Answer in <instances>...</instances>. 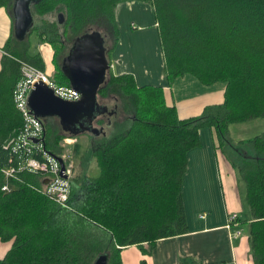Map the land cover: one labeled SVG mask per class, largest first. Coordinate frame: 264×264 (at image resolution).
<instances>
[{"label": "trees", "instance_id": "1", "mask_svg": "<svg viewBox=\"0 0 264 264\" xmlns=\"http://www.w3.org/2000/svg\"><path fill=\"white\" fill-rule=\"evenodd\" d=\"M13 1L0 0L12 20ZM123 1L36 2L32 11L43 30L40 40L53 49L50 58L61 61L60 37L74 41L93 30L104 36L108 56L117 41L116 10ZM141 1L154 6L168 79L191 73L207 84L223 81V101L207 105L200 114L180 117L177 107L167 102L162 84H139L132 73L114 74L110 69L98 96L114 119L107 127L102 112L95 121L110 131L94 136L95 166L90 173L80 134L64 129L57 116L41 117L43 144L52 154L61 156L65 137H77L73 152L82 157V170L71 179L66 207L44 192L40 174L24 169L7 178L3 171L25 163L28 156L44 158L37 145L30 148L17 141L24 121L13 90L21 60L43 69L48 63L41 50H30L28 38L36 21L23 40L12 26L0 70V238L13 243L0 264H95L105 251L108 264H123V247L136 244L146 252L150 249L145 244L151 248L160 238L187 232L182 184L188 152L201 143L203 127L215 131L217 147L242 174L250 217L240 215L238 221L247 226L254 264H264V130L237 141L230 135L231 123L264 116V0ZM59 12L65 15L63 23ZM107 36L112 38L110 46ZM54 67L60 80L49 72L51 77L70 85L61 62ZM120 112L124 119L115 118ZM225 145L231 147L229 153ZM5 182L8 191L2 189ZM180 264L203 263L186 256Z\"/></svg>", "mask_w": 264, "mask_h": 264}, {"label": "crops", "instance_id": "2", "mask_svg": "<svg viewBox=\"0 0 264 264\" xmlns=\"http://www.w3.org/2000/svg\"><path fill=\"white\" fill-rule=\"evenodd\" d=\"M138 6L139 9H144L143 4ZM153 23L158 29L156 16ZM12 26L13 20L8 8L0 6V70ZM44 51L49 67L52 60L47 53L49 48ZM116 55L117 59H120V71L115 74L130 72L139 84H162L167 102L177 107L180 117L200 114L207 105L219 103L224 99L223 81L207 84L191 73L178 75L170 80L164 72H160V75L152 78L149 68L142 71L135 68L131 63L133 56L129 50L122 49L117 51ZM90 136L89 133H81L78 136L79 141L84 138L89 142L84 144L81 141L82 150L87 145L92 146ZM200 139L201 143L188 152V167L182 184L188 231L160 238L151 248L145 244V247L150 249L146 252L136 244L123 247V264H180L186 256L194 257L203 264H254L251 244L245 229L241 235H235L233 232L237 225L231 228L227 226L232 212H238L239 216L241 214L237 170L217 147L216 134L212 128H201ZM203 212L206 213L205 216L200 215ZM12 243L13 239L0 238V258L6 255Z\"/></svg>", "mask_w": 264, "mask_h": 264}, {"label": "water", "instance_id": "3", "mask_svg": "<svg viewBox=\"0 0 264 264\" xmlns=\"http://www.w3.org/2000/svg\"><path fill=\"white\" fill-rule=\"evenodd\" d=\"M39 1L41 0L13 1V31L18 39H25L35 25L32 6ZM64 19V13L59 12V23H63ZM110 69L105 38L100 31L93 30L76 37L63 58L62 70L70 84L81 92V97L72 100L63 98L46 81L38 80L29 94L31 111L39 117L57 116L63 128L71 133L99 134L104 128L95 125V121L102 112L109 109L98 102V90ZM55 156L61 162L62 174L66 176L64 158ZM48 180L46 178L44 181ZM108 261L109 253L105 251L98 254L95 264H108Z\"/></svg>", "mask_w": 264, "mask_h": 264}, {"label": "rangeland", "instance_id": "4", "mask_svg": "<svg viewBox=\"0 0 264 264\" xmlns=\"http://www.w3.org/2000/svg\"><path fill=\"white\" fill-rule=\"evenodd\" d=\"M141 4L144 5L143 6L144 9H139L138 5ZM119 6L120 9L118 10ZM116 11L118 16L117 21H118L119 29L117 32V41H115V44L110 49L108 55L110 62L113 63V65H111L112 66L111 71L114 74L117 71H120L119 70L120 59H117L116 53L117 51L120 52L122 49H127L129 50V53L133 56V59H131V63H133L135 68H137L138 70L142 71L144 68H149L151 71L150 74L152 78L160 75V72L165 73L164 53L162 49L159 28L157 29L156 24L153 23L155 17L153 4L141 0H126L119 3ZM52 17L56 19L57 15L55 14ZM28 39L32 43L30 50L35 51L39 49L42 51L43 55H45L46 58V53L44 49L49 48V52L47 53L49 54V58L51 57V51L53 52V49L51 50L50 48L51 45L45 44L46 41L44 42L41 41L40 37L35 33V31H33L30 34ZM106 41H107V46H110L112 44V38L110 36H107ZM131 48H134L136 50H131ZM53 66L54 65L50 63V66L49 67L47 66L46 70L53 73L54 79L57 78L60 80V75L55 70V67L53 68ZM111 103H113V101H111ZM263 130H264V116L252 118L246 121L233 122L230 124V135L235 141L242 138H248L250 136L262 132ZM109 131L110 130H108V132ZM89 135H91L90 144L92 142L93 145L95 137L93 134H89ZM76 141L77 139L73 143L63 145V140H62V145L65 148L64 151L68 150L70 153L69 157L73 158L74 175L80 173V171L82 170V163H81L82 157L74 155L73 152V145ZM81 141L84 144H89V142L87 143L86 139L84 138L81 139ZM225 149L226 152L228 151L227 153H229V150H232L230 146L227 147L226 145H225ZM92 150H93V146H89V145L84 147L82 150L83 156L86 157L84 158L85 160L84 163L86 164L85 168L88 173H90L91 172L90 169H92L95 166V158L93 153H91ZM223 154L225 153L223 152ZM237 180L239 185L238 191L241 200L240 215L242 218L250 217L249 204L246 199L245 181L239 170H237ZM244 229L245 232H247L246 225L244 226Z\"/></svg>", "mask_w": 264, "mask_h": 264}, {"label": "built area", "instance_id": "5", "mask_svg": "<svg viewBox=\"0 0 264 264\" xmlns=\"http://www.w3.org/2000/svg\"><path fill=\"white\" fill-rule=\"evenodd\" d=\"M113 65V63H111ZM112 67V66H111ZM21 75L17 80L14 90L13 98L15 104L23 116V127L21 133L17 136V141L21 143L22 146H36L43 150L44 158H38L36 156H28L25 163H20L18 167L9 166L3 169L6 177H14L19 171L28 170L40 174L41 180L44 183V192L49 195L52 199L59 202L60 204L70 207V195L72 190V177L74 175V161L70 156L69 151H64L61 156L65 160L66 168L62 174V165L59 159L51 152L45 149V144H43L44 137V124L41 117L35 115L29 106V94L34 85L38 80L46 81L50 86H52L59 96L66 99H78L81 97V92L73 87L71 84H60L54 80L49 71L42 69L37 65L21 60ZM77 139L76 136H67L63 140V145L73 143ZM14 138L7 142L8 146ZM68 161V162H67ZM48 178L49 180L45 182L44 180ZM2 189L8 191L10 186L7 182L2 185ZM205 216L206 213L200 214ZM239 213L232 212L229 215V221L227 226L231 228L233 225H237L233 234L241 235L244 228L241 227L238 221Z\"/></svg>", "mask_w": 264, "mask_h": 264}, {"label": "flooded vegetation", "instance_id": "6", "mask_svg": "<svg viewBox=\"0 0 264 264\" xmlns=\"http://www.w3.org/2000/svg\"><path fill=\"white\" fill-rule=\"evenodd\" d=\"M36 21V27H34V30L33 31H35V33L39 36V34L43 31V30H41L40 29V26L38 25V23H37V20H35ZM61 29V28H60ZM62 31H63V28L61 29ZM46 35V34H45ZM72 40H69V39H67V38H64V37H60L59 38V40H58V46H61V48H63L64 49V51L62 52V58H61V61H59V59L57 58V57H53V58H51L52 60H51V62L50 63H52V65H54V66H57V63L58 62H61V68H62V61H63V58H64V56L66 55V54H68V52H69V50H70V47L72 46ZM98 102L99 103H101L100 101H99V96H98ZM103 103V102H102ZM123 110V109H122ZM110 111V110H109ZM109 111H107L106 112V115H104L103 117H102V119H108V120H106L107 122H106V124H107V127H109L110 125H111V123L113 122L112 121V119H114L113 118V116H111V113H109ZM119 118V119H124V115L120 112L119 114H118V116H116L115 118ZM110 119H111V122H110ZM106 126V125H105ZM108 134V132L107 131H101L99 134H97V136H100V135H107Z\"/></svg>", "mask_w": 264, "mask_h": 264}]
</instances>
